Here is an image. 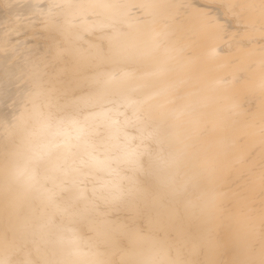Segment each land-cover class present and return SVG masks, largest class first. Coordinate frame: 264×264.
I'll return each mask as SVG.
<instances>
[{
  "label": "bare ground",
  "instance_id": "bare-ground-1",
  "mask_svg": "<svg viewBox=\"0 0 264 264\" xmlns=\"http://www.w3.org/2000/svg\"><path fill=\"white\" fill-rule=\"evenodd\" d=\"M55 2L84 6L64 9L55 29L24 21L29 0H0V255L15 247L31 264L61 255L74 264H264V0H119L137 6L130 9L88 6L100 0ZM148 4L155 7H140ZM17 41L43 62L41 110L56 119L90 117L95 143L117 129L121 137L139 135L127 101L151 96L139 114L151 110L185 137L176 199L141 173L136 179L147 198L102 204L109 219L127 226L117 234L79 222V204L63 211L76 193H62L55 207L17 180L16 168L40 143V119L27 131L16 119L35 88ZM98 72L111 75L104 90L92 85ZM63 127L72 136L67 147L35 165L37 179L53 191L59 173L50 161L84 156L75 130ZM92 171L103 190L111 178ZM49 221L43 235H30ZM71 228L90 243L86 255H73L62 239Z\"/></svg>",
  "mask_w": 264,
  "mask_h": 264
},
{
  "label": "snow or ice",
  "instance_id": "snow-or-ice-1",
  "mask_svg": "<svg viewBox=\"0 0 264 264\" xmlns=\"http://www.w3.org/2000/svg\"><path fill=\"white\" fill-rule=\"evenodd\" d=\"M81 4L56 3L55 0L45 7L43 0H29L31 14L24 17V21L30 26L39 19L46 25L55 29L62 27L60 16L64 9L83 7ZM89 7L102 9H130L137 7L134 4L121 3L119 0H100L98 3L90 4ZM140 7H155V5H140ZM59 10V11H56ZM19 35V33H17ZM6 42V41H5ZM17 47L23 49L24 60L32 66V79L35 88L30 92L24 101L23 110L16 118L22 129H28L29 122L34 118L40 119V143L33 147L30 153L23 157V164L16 168V179L27 184L38 195L46 197L47 201L55 207L56 200L62 193H76L69 195L64 200L63 211L79 204L80 208L74 215L79 217V222L86 224L91 229H110L119 234L127 226L109 219V212L102 210V204L112 206L113 203L130 204L139 198H147L149 192L147 188L140 186V181L136 179L141 173L144 177L156 180L158 185L165 186L173 200L180 194V181L177 176L181 169L185 153L179 147L184 143L185 137L177 131L175 124L168 123L165 118L157 119L151 110L139 114L140 105L151 99L146 96L142 101L128 100V104L135 111L134 123L139 126V135H128L126 132L121 137V130L109 138L115 141L102 140L95 143L91 140L94 135L92 125L88 123L90 117H85L80 121L73 116L56 119L51 113L41 110L42 105L37 104V100L44 96L42 86V61L33 60V53L24 41H17ZM158 47L159 45H155ZM87 71V69H86ZM92 85L98 90H104L111 80L109 73L98 72L91 77ZM30 105V107H29ZM71 126L75 130V140L77 147L82 149L84 156L78 160L73 158L68 162L67 156L57 157L55 161H50L53 171L58 172L56 178L58 183L55 187L58 191H53L44 187L36 176L35 165L45 158L52 156L53 152L61 146L67 147L72 136L63 126ZM115 123V122H114ZM129 123L125 120V124ZM28 135L33 133L28 132ZM58 137H64L57 143ZM154 142L155 147L149 148L148 141ZM113 150L118 154L113 155ZM87 157V158H84ZM103 157V158H101ZM63 161L62 163L60 161ZM104 172L111 179L103 184V190H99L96 174L92 171ZM47 177H45V183ZM92 185L89 188V185ZM195 195V192L192 193ZM50 228V221L39 223L30 235H43ZM62 239L72 248L75 256L86 255L85 247H90V243L79 235L77 229H67V235ZM0 264H31L27 254L19 256L18 249L13 247L7 256L0 255ZM50 264H74V261L65 258L63 255L50 261ZM145 264H152L146 261Z\"/></svg>",
  "mask_w": 264,
  "mask_h": 264
}]
</instances>
